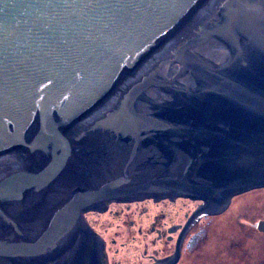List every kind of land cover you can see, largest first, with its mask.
<instances>
[{"label":"water","instance_id":"1","mask_svg":"<svg viewBox=\"0 0 264 264\" xmlns=\"http://www.w3.org/2000/svg\"><path fill=\"white\" fill-rule=\"evenodd\" d=\"M262 186L264 0H0V264H105L88 211Z\"/></svg>","mask_w":264,"mask_h":264},{"label":"rangeland","instance_id":"2","mask_svg":"<svg viewBox=\"0 0 264 264\" xmlns=\"http://www.w3.org/2000/svg\"><path fill=\"white\" fill-rule=\"evenodd\" d=\"M233 200L234 202L230 205L228 211L224 212L222 215H212L208 218L204 229L205 235L198 238L195 247L192 251H189L191 258L186 257L187 261H181L182 264H264V234H260L254 230L252 231L253 233L251 236L248 234L251 240H249V238L243 240L242 238L238 244H236V242L228 241L229 236H232L234 231H236V229L238 230L240 227L236 220V215H240L241 217L247 216L248 220H250L248 222L251 224L256 218L264 214V186L251 188L243 191V193L240 192L235 194ZM142 203L144 204L142 208L145 209L142 212L144 213L143 215L155 212L156 207L154 202L145 201ZM192 203L195 204L196 202L193 201ZM181 205L184 204H177L175 207ZM132 207L133 205H131L130 209ZM168 208L173 209L174 207L172 208L167 205V209L164 211H167ZM119 210L128 213L125 208L122 209L121 205L118 209L117 207H114L112 214L107 210L99 214L88 212V215L105 237L110 260L119 261L118 264H139V262H145L146 259L142 260L140 254H142L144 249L147 250L148 253L157 249L159 241L161 240H158L157 236H154L156 238V245L153 246L152 234L150 235L147 233L149 234L147 236L143 233L142 235L146 236L144 242L141 240L136 229L141 223L143 224V229L144 227H147V230H149L151 225L148 226V224L150 219L152 221L154 214H151V217L148 220L146 219L147 216L143 219V215L136 216L135 214L129 213L128 220L131 221V224H126L125 220L124 223L120 219L121 213L113 215L115 211ZM237 211L238 213H236ZM116 216H119V218ZM138 220H143V222ZM107 224L111 226L109 227ZM115 229H118V234L115 233ZM110 242L111 245H109ZM128 247L129 250L127 249ZM219 250L224 256L227 254L225 257L231 261H224L223 256L221 257L220 253H218Z\"/></svg>","mask_w":264,"mask_h":264},{"label":"flooded vegetation","instance_id":"3","mask_svg":"<svg viewBox=\"0 0 264 264\" xmlns=\"http://www.w3.org/2000/svg\"><path fill=\"white\" fill-rule=\"evenodd\" d=\"M222 41H224V39ZM226 47L230 56H232L234 50L231 47L228 46ZM179 72H181V70H178L174 73V75H176L175 80H171V81L174 82L178 81L179 78L177 77V75L179 74ZM152 95L154 94L152 93ZM233 197L230 199L227 206H225L222 209V211L218 213H214L209 210H202L200 208L201 202L199 200H194L186 197L159 198V199L144 198V199L127 200V201H110L109 203H107L106 207H104L102 210H95L88 212H93V214H99L109 210V213L112 214L114 207H117L118 209L122 205V209L125 208V210L128 213H124L125 211L119 210V211H115L113 215H118L119 213H121L120 219L124 223L126 221V224H131V221L128 220L129 213L135 214L136 216L143 215L144 213L142 212L145 209L142 208L144 206L142 202L145 201L154 202V205L156 207L155 212L142 216L143 219L144 217L147 216L146 219L149 220L151 214H154L152 221L150 219V222L148 224V226L151 225L150 229L147 230V227H144L143 229L142 227L143 224L140 223L139 227L137 226L136 230L141 240H143L144 242L146 236L142 234L144 233L147 236L149 234L150 235L152 234L151 236H153L152 237L153 246L156 245L155 242L156 236L157 239L161 241H159V246L157 247V249H154L150 253H148L147 250L144 249V251L140 255L142 260L143 259L146 260L145 262H141V263L139 262V264H182L181 261L186 260V257L191 258V256L189 255L190 254L189 251H192V249L195 247L198 238L199 237L201 238L205 235L204 229L206 227L205 225L208 218L211 217L212 215H222L224 212L228 211L230 209V205H232L234 202ZM193 201H195L196 203L193 204L192 203ZM114 204H118V205H114ZM177 204H184V205L175 207V205ZM131 205H133V207L130 209ZM167 205L174 208L173 209L168 208L167 211H164L167 209ZM162 206H166V207H162ZM88 212H86L85 215L89 214ZM236 213H238V211ZM236 216H237L236 220L239 223L240 227L238 228V230L236 229V231H234V234H232V236H229L228 238L229 242H236V244H238L240 243L242 238L243 240L245 238H249V240H251L248 234L251 236V234L253 233L252 231L254 230H256V232H259L260 234H264V231H260L255 227L256 221L260 219H264V214L256 218V220H254L253 223L251 222V224L248 222L250 220H248L247 216H242V217L240 215H236ZM86 217H88V215ZM116 217L119 218V216ZM138 221L143 222V220H138ZM87 222L91 227V229L93 230L95 236L97 238H100L104 242V240L96 233L93 224L91 223V219H88ZM114 231L116 234H118V229H115ZM218 253H220V250ZM220 255L221 257L223 256L224 261L225 260L226 261L228 260V262L231 261L230 259L225 257L227 256V254L224 256V254L220 253ZM103 258L105 264H118L119 262L108 259L107 253L106 255L105 253L103 254Z\"/></svg>","mask_w":264,"mask_h":264},{"label":"bare ground","instance_id":"4","mask_svg":"<svg viewBox=\"0 0 264 264\" xmlns=\"http://www.w3.org/2000/svg\"><path fill=\"white\" fill-rule=\"evenodd\" d=\"M222 211V209H220V208H216V209H214L213 211H211V212H214V213H218V212H221ZM108 226H109V224H107ZM111 226V225H110ZM109 226V227H110ZM109 245H111V242L109 243ZM128 250H129V247L127 248Z\"/></svg>","mask_w":264,"mask_h":264}]
</instances>
